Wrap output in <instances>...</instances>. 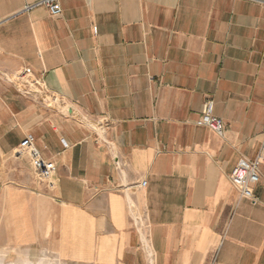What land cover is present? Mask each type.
Listing matches in <instances>:
<instances>
[{
    "label": "crops",
    "instance_id": "0c3cea01",
    "mask_svg": "<svg viewBox=\"0 0 264 264\" xmlns=\"http://www.w3.org/2000/svg\"><path fill=\"white\" fill-rule=\"evenodd\" d=\"M40 1L0 0V71L30 68L73 117L0 80V245L62 264H264V167L255 204L231 181L264 136V0L26 10ZM208 101L223 135L200 123Z\"/></svg>",
    "mask_w": 264,
    "mask_h": 264
},
{
    "label": "built area",
    "instance_id": "2783aa9c",
    "mask_svg": "<svg viewBox=\"0 0 264 264\" xmlns=\"http://www.w3.org/2000/svg\"><path fill=\"white\" fill-rule=\"evenodd\" d=\"M40 5L45 6L54 16L62 14V7L59 0H42L36 4L27 6L26 10ZM0 80H5L13 84L21 94L31 98L33 101L53 108H61L67 116L73 117L70 103L62 96L51 91L44 83V80L35 76L30 68H26L14 75H7L0 71ZM200 123L207 125L218 135H223L225 132L226 124L222 118L215 115L212 101H208L205 104ZM91 126L97 128L104 134L108 126V121L102 118L97 122L91 123ZM20 148L32 159L38 177L49 179L55 173V163L41 156L39 150L34 146L32 138L27 137L20 143ZM261 167H264V136L256 158L249 163H238L231 171L233 185L239 190L243 198L250 199L254 204L257 203V198L252 194L251 190L252 186L260 182ZM146 184L147 182L143 181L141 185L145 186Z\"/></svg>",
    "mask_w": 264,
    "mask_h": 264
},
{
    "label": "rangeland",
    "instance_id": "374dc122",
    "mask_svg": "<svg viewBox=\"0 0 264 264\" xmlns=\"http://www.w3.org/2000/svg\"><path fill=\"white\" fill-rule=\"evenodd\" d=\"M0 264H62L50 254V246L0 245Z\"/></svg>",
    "mask_w": 264,
    "mask_h": 264
}]
</instances>
